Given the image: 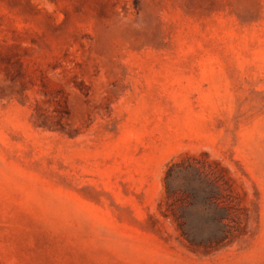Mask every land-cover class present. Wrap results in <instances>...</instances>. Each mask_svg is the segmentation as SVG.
Masks as SVG:
<instances>
[{"label": "rangeland", "instance_id": "1", "mask_svg": "<svg viewBox=\"0 0 264 264\" xmlns=\"http://www.w3.org/2000/svg\"><path fill=\"white\" fill-rule=\"evenodd\" d=\"M0 264H264V0H0Z\"/></svg>", "mask_w": 264, "mask_h": 264}]
</instances>
